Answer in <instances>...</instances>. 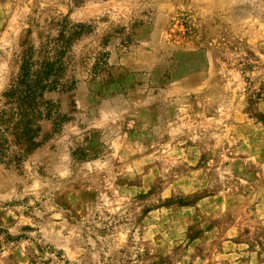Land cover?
<instances>
[{"label": "rangeland", "instance_id": "rangeland-1", "mask_svg": "<svg viewBox=\"0 0 264 264\" xmlns=\"http://www.w3.org/2000/svg\"><path fill=\"white\" fill-rule=\"evenodd\" d=\"M63 18L64 121L0 162V264H264V0H0V91Z\"/></svg>", "mask_w": 264, "mask_h": 264}, {"label": "trees", "instance_id": "trees-1", "mask_svg": "<svg viewBox=\"0 0 264 264\" xmlns=\"http://www.w3.org/2000/svg\"><path fill=\"white\" fill-rule=\"evenodd\" d=\"M65 19L55 37L38 44L21 42L16 73L0 91V162L4 165L17 169L45 140L48 132L43 122L49 121L55 131L64 121L46 93L72 85L64 80L63 56L71 41L83 32V25L67 26Z\"/></svg>", "mask_w": 264, "mask_h": 264}]
</instances>
